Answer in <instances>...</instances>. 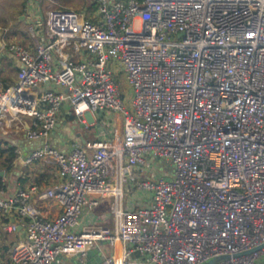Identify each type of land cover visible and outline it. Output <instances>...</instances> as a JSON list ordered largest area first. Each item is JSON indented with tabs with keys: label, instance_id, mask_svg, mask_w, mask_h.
I'll use <instances>...</instances> for the list:
<instances>
[{
	"label": "built area",
	"instance_id": "1",
	"mask_svg": "<svg viewBox=\"0 0 264 264\" xmlns=\"http://www.w3.org/2000/svg\"><path fill=\"white\" fill-rule=\"evenodd\" d=\"M93 2L91 17L47 10L34 51L0 47L19 61L15 83L0 82V128L8 114L27 117L28 138L44 140L64 103L77 118H123L120 136L33 149L24 162L53 164L51 187L8 194L1 180L0 216L23 232L9 263L52 264L106 241L123 251L104 264H264V0ZM44 85L62 91L34 95ZM159 159L169 173L153 168ZM109 192L113 227L82 226ZM34 198L60 212L46 217Z\"/></svg>",
	"mask_w": 264,
	"mask_h": 264
},
{
	"label": "crops",
	"instance_id": "2",
	"mask_svg": "<svg viewBox=\"0 0 264 264\" xmlns=\"http://www.w3.org/2000/svg\"><path fill=\"white\" fill-rule=\"evenodd\" d=\"M6 3L11 5L12 12L8 19L3 18V25H0V30H2L0 32L3 33L1 38L2 43L14 42L32 51L35 50L40 40L45 39L46 30L44 20L46 11L51 8L72 10L74 6L71 4H77L75 0H7ZM87 3L89 5L88 8L94 13L95 3L93 0H87ZM80 13L89 17L84 12ZM7 22H9V25L6 24ZM32 23L36 27L34 35L30 30ZM64 52L66 57L71 59L83 58L82 54H75L71 49H67ZM18 66L19 61L13 54L7 53L0 57V74L6 75V77L12 80L9 84L10 86L15 83ZM0 82L5 85L4 82ZM47 88L62 91L57 86L44 85L33 93L36 95L40 90ZM127 92L128 87H126ZM30 122V118H18L8 114L4 119V127L0 128V138L5 146L13 147L15 153V158L12 163H6V165L0 168L1 180L8 194L13 193L19 187H28L32 184H36L39 190H44L58 182L59 178L53 164L43 160H36L30 164H25L24 159L33 149L41 146L45 142L59 150L67 151L76 143L83 144L86 141L104 138L109 139L114 135L120 136L122 133L123 118L120 112L115 111L86 112L83 116L77 118L70 112L68 104L64 103L55 128L44 140H32L28 138L26 133ZM99 200V204L93 209L83 210L81 214L82 226L92 224L113 227L114 218L111 210L115 201L114 196L109 192L101 195ZM33 201L43 210L46 217H53L60 212L59 204L53 199L38 200L34 198ZM122 205L127 206V201L125 203L122 199ZM12 219L9 216H0V260L3 264H10L9 251L11 247L23 239L21 229L12 232L6 228V225ZM89 250H94V253L90 254L87 258L90 264H104L102 254L118 256L123 251V245L117 242L111 247L106 241H99L86 251ZM78 257H80L78 254H65L57 257L54 263L69 264L68 262L70 260L77 259ZM98 257L101 258V262H98ZM81 258L80 260L84 262V257Z\"/></svg>",
	"mask_w": 264,
	"mask_h": 264
},
{
	"label": "rangeland",
	"instance_id": "3",
	"mask_svg": "<svg viewBox=\"0 0 264 264\" xmlns=\"http://www.w3.org/2000/svg\"><path fill=\"white\" fill-rule=\"evenodd\" d=\"M3 1H4V3H3ZM75 1L77 2V4H71V5L74 6V8L71 7L72 10L77 11V12H84L85 14H88L87 16H89V17L92 15L93 12H92V10L90 8H88L89 5L87 3V0H75ZM6 2H7V0H0V25H3L2 24L3 18L5 17V18L8 19L9 15L12 12L11 5H8V3H6ZM8 23L9 22H7L6 24H8ZM0 31H2V30H0ZM117 83H118V87H119L120 91L124 94V96H126V95L128 96V94L126 93V87L127 86L125 84V81H124V78H123L122 74H119L117 76ZM153 168L156 170L157 173H159V172L169 173L168 169L166 167V164H165L164 160H162V159H159L153 165ZM129 190H131V189H126L124 191V193H123V198L122 199L124 200L125 203H126L127 198H128V191Z\"/></svg>",
	"mask_w": 264,
	"mask_h": 264
},
{
	"label": "trees",
	"instance_id": "4",
	"mask_svg": "<svg viewBox=\"0 0 264 264\" xmlns=\"http://www.w3.org/2000/svg\"><path fill=\"white\" fill-rule=\"evenodd\" d=\"M0 81L4 82L5 84L4 87H8V85L11 83L12 80L6 77V75L0 74ZM14 158H15L14 148L5 146L4 142L0 138V168L3 165H6V163L7 164L12 163ZM0 184H1V176H0Z\"/></svg>",
	"mask_w": 264,
	"mask_h": 264
},
{
	"label": "water",
	"instance_id": "5",
	"mask_svg": "<svg viewBox=\"0 0 264 264\" xmlns=\"http://www.w3.org/2000/svg\"><path fill=\"white\" fill-rule=\"evenodd\" d=\"M2 35H3V33L0 32V47H1V44H2V41H1ZM92 253H94V250L86 251L83 255L78 254V256H80V257H78L79 259L78 258L77 259H72L68 263L69 264H90V261H88L87 258ZM81 257H84V259H85L84 262H82L80 260V259H82ZM97 260H98V262H101V258L100 257H98ZM212 262L213 261L211 260V261H209V262H207L205 264H211ZM52 264H55V263L53 262Z\"/></svg>",
	"mask_w": 264,
	"mask_h": 264
}]
</instances>
